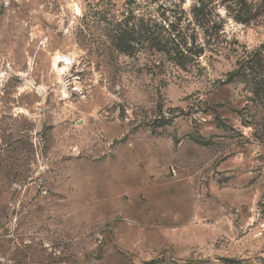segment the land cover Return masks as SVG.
<instances>
[{
    "label": "rangeland",
    "instance_id": "1",
    "mask_svg": "<svg viewBox=\"0 0 264 264\" xmlns=\"http://www.w3.org/2000/svg\"><path fill=\"white\" fill-rule=\"evenodd\" d=\"M246 4L0 0V264H264Z\"/></svg>",
    "mask_w": 264,
    "mask_h": 264
},
{
    "label": "trees",
    "instance_id": "2",
    "mask_svg": "<svg viewBox=\"0 0 264 264\" xmlns=\"http://www.w3.org/2000/svg\"><path fill=\"white\" fill-rule=\"evenodd\" d=\"M232 3L234 4V10L236 11L235 19L241 23H248L252 20L256 19V11H253V5L248 6L246 4V0H232ZM148 39H144L142 42L146 41ZM157 47L160 48L159 50H163L161 48H164L167 44V41L162 38L160 35L156 37ZM174 51H178V49H174ZM182 54V53H181ZM247 63L252 65H255L256 67H263L264 63V44H262L258 49H256L253 54L250 57H247ZM244 76L246 73H242ZM263 81H259L255 83L257 93L263 92L262 90Z\"/></svg>",
    "mask_w": 264,
    "mask_h": 264
},
{
    "label": "bare ground",
    "instance_id": "3",
    "mask_svg": "<svg viewBox=\"0 0 264 264\" xmlns=\"http://www.w3.org/2000/svg\"><path fill=\"white\" fill-rule=\"evenodd\" d=\"M64 60H67V59H65V58H63V57H56V59L54 60V62H53V67L55 68V69H58V63L59 62H61V61H63L64 62ZM68 62V61H67ZM66 64V66L67 65H69V63H65ZM67 68L68 67H63L62 68V71H65V70H67Z\"/></svg>",
    "mask_w": 264,
    "mask_h": 264
}]
</instances>
